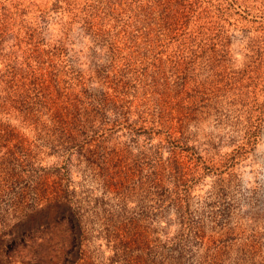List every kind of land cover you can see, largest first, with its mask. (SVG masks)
<instances>
[{
	"label": "rangeland",
	"instance_id": "1",
	"mask_svg": "<svg viewBox=\"0 0 264 264\" xmlns=\"http://www.w3.org/2000/svg\"><path fill=\"white\" fill-rule=\"evenodd\" d=\"M135 232L131 262L264 264V0H0V264Z\"/></svg>",
	"mask_w": 264,
	"mask_h": 264
},
{
	"label": "trees",
	"instance_id": "2",
	"mask_svg": "<svg viewBox=\"0 0 264 264\" xmlns=\"http://www.w3.org/2000/svg\"><path fill=\"white\" fill-rule=\"evenodd\" d=\"M18 239H19V234L13 233V235L10 238L11 241L9 243L8 250L11 249L12 251H15V248L17 246L16 243H17V241H19ZM143 245H144V242H143V239L141 238V233H137V232L132 233V234L129 233V235L126 237V240L124 242L125 252L129 253V255L126 254L127 264H141V262H142V264H145L143 262V260L144 259L146 260V258L143 259V255H141V254L136 255V257H134L132 260L133 262H131L129 259V258H132V255H131L132 251L139 249V248L142 250ZM141 250H140V252H141Z\"/></svg>",
	"mask_w": 264,
	"mask_h": 264
}]
</instances>
